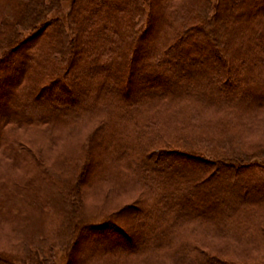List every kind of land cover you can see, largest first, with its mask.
Segmentation results:
<instances>
[{
  "label": "trees",
  "instance_id": "16d2710c",
  "mask_svg": "<svg viewBox=\"0 0 264 264\" xmlns=\"http://www.w3.org/2000/svg\"><path fill=\"white\" fill-rule=\"evenodd\" d=\"M60 7L0 0V227L20 240L4 235L0 264H52L90 228L122 246L77 264H264V0H71L65 22ZM82 79L74 105L45 95L74 100ZM129 210L136 243L110 218Z\"/></svg>",
  "mask_w": 264,
  "mask_h": 264
},
{
  "label": "rangeland",
  "instance_id": "374dc122",
  "mask_svg": "<svg viewBox=\"0 0 264 264\" xmlns=\"http://www.w3.org/2000/svg\"><path fill=\"white\" fill-rule=\"evenodd\" d=\"M70 3H71V0H61V7L58 9V10H55L51 13V16L54 17V16H58L60 17L61 19H63V21L65 22L66 21V15L70 9ZM262 11V10H261ZM34 31H26L25 32V37L27 35H29L30 33H32ZM153 35V33L151 34ZM147 39L148 37H145V40L144 41H141L142 44L141 46L143 47V45L145 46L146 42H147ZM142 49H140L141 51ZM14 57H21L20 53L19 52H15L13 54ZM9 64L11 63H8V64H5L3 67H11L7 70V73H12L14 71L18 72V70H16V68H14V65L12 66H8ZM17 64V62H16ZM15 64V65H16ZM194 68H197L199 69V66H195ZM177 79V77L175 75H168L167 77L166 76H158L157 79H153L151 80V84H159V85H165V84H170L171 82L175 81ZM84 82H86V79H82L81 81V85L80 86H76V87H73L72 89V92H73V95H74V100L71 99V95H69V98L66 99V98H58L57 97V93H52V91H45V95L48 97L51 96V101L53 103H62L63 105H74L76 104V101L79 99V95H82L84 92H85V89H84ZM250 88L248 89V93H252L255 89L252 88V85L249 84L248 85ZM123 96H125V87L126 85L123 86ZM143 87V85L141 84H137V87L135 88V91L133 92V94H141L142 90L141 88ZM243 87H245V85H243ZM2 89H0V91L2 92V94H0V113L5 111L7 106H5L3 104V102H1V98H4L3 101L9 96V84H6V85H3L1 87ZM56 91H60L58 88H55ZM3 90V91H2ZM55 106V105H53ZM52 106V107H53ZM10 108H12L10 106ZM54 108V107H53ZM7 112V111H6ZM255 120H258L257 124L262 127V125H264V117L260 119L257 118ZM261 138L264 140V134L263 135H258V133H255V136L254 138ZM181 160L179 158H176L175 159V162H180ZM94 161L91 162V164H94L93 163ZM185 162H188V160H186ZM190 163V162H189ZM188 163V164H189ZM263 188V187H262ZM264 193V188H263V191L261 190V193ZM122 195V194H121ZM136 196H138V193H136L133 197H129V196H125L124 194L122 196H117V194H112L111 197L109 198L108 200V203H106V207H107V212L103 215V216H100L97 218V221L94 222L93 224L91 225H96L98 224V222L100 221H104L106 216H108L109 213H113V212H117L119 209L123 208L125 205H134L135 206V200H132L133 198H135ZM103 200V197H100L98 199V201H102ZM90 204L92 202H89ZM88 209H91L93 208L92 206L90 205H87ZM136 206H139L141 208V205L140 204H137ZM198 207L197 205H190V207ZM193 209V208H192ZM134 211H131L129 210L126 214H124V217L121 219V218H118L117 216H114V214L111 215V219H114L116 223H118V225L123 228L124 231L126 232H129V235L132 236V238L134 239V243L138 242L137 238L140 237L141 235H143L144 233L146 234V231L143 229V228H136L134 223L129 220V218L131 217V215L133 214ZM109 217V216H108ZM11 231L14 232V234L12 235L11 234ZM88 232V233H87ZM86 234H82L80 236H78L75 240L76 242V245L69 249L68 251L66 250H62V249H58L55 248V250L53 251V263L52 264H77L80 262L83 261L84 259V256L87 255V253L90 251V249H92L96 244H98L97 242L99 240L103 241L105 243V245H103V247L105 248H114V247H120L122 246L120 243H117L116 241V236H115V233H113L112 231H109V230H102V229H94V228H90L89 231L87 230ZM10 233L11 236H15L16 238L15 241H17V232L15 231V229H13V227L11 226H3V227H0V246H2V244H4V242H2L3 240H5L4 238V235L5 234H8ZM116 240V241H115ZM20 241V240H18ZM17 241V242H18ZM5 245V244H4ZM5 250H10V248L8 249H5ZM82 259V260H81ZM17 264H23V263H17ZM24 264H31V263H24Z\"/></svg>",
  "mask_w": 264,
  "mask_h": 264
}]
</instances>
